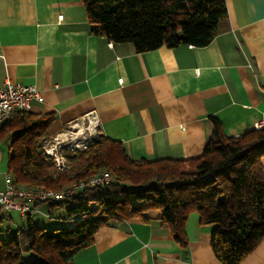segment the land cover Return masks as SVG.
Segmentation results:
<instances>
[{
	"label": "crops",
	"instance_id": "0c3cea01",
	"mask_svg": "<svg viewBox=\"0 0 264 264\" xmlns=\"http://www.w3.org/2000/svg\"><path fill=\"white\" fill-rule=\"evenodd\" d=\"M223 1L227 18L208 45L137 53L130 43L90 34L81 0H0V90L7 81L38 90L29 113L53 116L48 143L95 127L90 140L120 142L134 160L197 158L210 118L236 137L264 114V0ZM92 117L97 126L88 124ZM8 156L2 141L1 191ZM31 206V220L50 229L46 204ZM26 216L0 208L3 229L15 230ZM146 216L101 228L73 264H220L210 248L213 226L196 213L185 224V248L158 211ZM240 264H264V238Z\"/></svg>",
	"mask_w": 264,
	"mask_h": 264
},
{
	"label": "trees",
	"instance_id": "16d2710c",
	"mask_svg": "<svg viewBox=\"0 0 264 264\" xmlns=\"http://www.w3.org/2000/svg\"><path fill=\"white\" fill-rule=\"evenodd\" d=\"M90 34L130 43L137 53L181 45L204 47L227 18L223 0H81ZM51 115L17 112L0 124L15 188L59 191L107 171L106 187H84L61 201H46L49 219L65 211L62 225L38 227L29 215L15 230L2 228L0 264H73L104 227L158 211L173 241L185 248V224L196 213L211 225L210 248L220 264H240L264 238V128L227 137L216 118L197 158L131 159L123 144L104 136L64 154L58 170L43 152ZM33 259L27 261L24 255Z\"/></svg>",
	"mask_w": 264,
	"mask_h": 264
},
{
	"label": "built area",
	"instance_id": "2783aa9c",
	"mask_svg": "<svg viewBox=\"0 0 264 264\" xmlns=\"http://www.w3.org/2000/svg\"><path fill=\"white\" fill-rule=\"evenodd\" d=\"M40 94L34 86H24L22 84H11L5 82L0 90V124L8 120L12 114L17 112H29L32 101H40ZM88 124L97 126L95 117L88 120ZM89 126V125H88ZM95 127H92L94 130ZM264 128V114L256 124V129ZM91 129V130H92ZM88 130L87 134L69 136L65 140H54L53 145L47 147V141L43 142V152L49 156L54 166L63 171L67 168L64 154L66 152L85 150L92 134ZM111 176L107 171L100 172L97 176L87 181L73 184L70 187L59 190L45 189H24L15 188L12 185L10 176L6 178L5 190H0V208L6 211H15L21 215H30L34 212L32 204L46 201H61L73 196L78 190L84 187H106L110 182Z\"/></svg>",
	"mask_w": 264,
	"mask_h": 264
},
{
	"label": "rangeland",
	"instance_id": "374dc122",
	"mask_svg": "<svg viewBox=\"0 0 264 264\" xmlns=\"http://www.w3.org/2000/svg\"><path fill=\"white\" fill-rule=\"evenodd\" d=\"M51 145H53V142H50L48 145H47V147H49V146H51ZM3 209V208H2ZM4 210V209H3ZM11 214H14L13 212L11 213ZM58 218L57 219H53V220H50L49 222L54 226V225H57V226H59V225H63L64 223H65V219H66V213H65V211L63 210V211H61V212H58Z\"/></svg>",
	"mask_w": 264,
	"mask_h": 264
}]
</instances>
